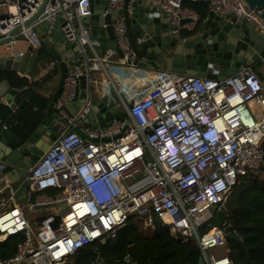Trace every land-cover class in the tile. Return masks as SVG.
I'll list each match as a JSON object with an SVG mask.
<instances>
[{"label":"built area","instance_id":"2783aa9c","mask_svg":"<svg viewBox=\"0 0 264 264\" xmlns=\"http://www.w3.org/2000/svg\"><path fill=\"white\" fill-rule=\"evenodd\" d=\"M102 1L104 15L111 16L114 47L123 56L112 62L115 67L101 56L92 28L82 21L91 16V4ZM147 1L163 12L180 43L188 40L181 34L193 32L200 22L185 2H204L217 16L250 24L264 36V23L241 0ZM42 3L0 0V41L10 39L13 50L22 40L27 54H36L60 19L64 41L79 45L86 60L75 59L67 69L55 105L65 124L56 126L59 136L39 162L19 180H12L0 163V244L21 239L11 256L3 257L0 249V264H66L85 246L115 240L131 216L145 227L159 222L177 240L194 242L204 264H232L224 232L228 223L210 225L238 179L263 165V80L252 67L221 81L166 70L140 74L126 35L124 0H47L39 12ZM16 27L20 30L10 36ZM101 40L111 48L105 37ZM84 71L90 86L100 91L101 105L112 112L107 126L88 120L92 93L77 113L68 112ZM39 206H62L64 213L39 222L34 218L33 230L28 214ZM210 250L223 254L208 255ZM92 254L90 264L106 262L96 248ZM116 262L138 264L128 254Z\"/></svg>","mask_w":264,"mask_h":264},{"label":"water","instance_id":"95a60500","mask_svg":"<svg viewBox=\"0 0 264 264\" xmlns=\"http://www.w3.org/2000/svg\"><path fill=\"white\" fill-rule=\"evenodd\" d=\"M46 1L43 0L39 12ZM241 1L264 23V0ZM105 7L106 2L103 1L92 3L91 16L83 18L82 21L95 32L99 30L100 41L105 37L108 43H111L110 49H114L115 34L111 25V16L104 15ZM122 15L130 49L135 57L133 65L137 71L166 70L178 75L221 81L236 74L243 67L253 68L264 58V36L250 24L232 22L230 16L220 17L210 11L207 19L200 23L194 34L187 41L180 43L171 36L169 23L163 12L153 7L147 0H124ZM37 16L38 14L26 25H29ZM19 30L20 27L14 28L10 36ZM9 42L10 39L0 41V72L17 71L22 58L16 52H12L13 50L9 47L4 49ZM42 45L49 49L60 69L59 81L46 108V116L27 138L12 134L5 128L0 130V163L5 164V172L14 176L16 180L29 173L59 136L57 129L53 131V134L50 130L53 123L58 126L65 124L57 114L55 105L62 91L67 69L75 59L82 64L86 60L85 55L81 53L82 48L76 43L68 44L64 41L51 45L43 41ZM115 50L117 56L122 58L121 51L118 48ZM73 53L76 58H69L68 55ZM86 73L84 71V75L79 79L78 92L74 101L66 106L71 114L77 113L92 93ZM15 95L16 90L11 88L7 81H0V107L6 105L14 110ZM111 113L93 99L88 120L96 126L105 118L111 117ZM117 119L122 120V117L119 116ZM17 198L22 204L21 193L17 195ZM46 208L51 206H39L36 210ZM214 221L219 226L227 222L224 210H219L215 214ZM126 229L127 225H124L117 230L115 241L125 244L127 254L138 264H150L147 256L140 253L133 242L126 237ZM224 232L226 237L234 236L230 225L224 228ZM104 264L125 263L114 261ZM197 264H204L201 256Z\"/></svg>","mask_w":264,"mask_h":264},{"label":"trees","instance_id":"16d2710c","mask_svg":"<svg viewBox=\"0 0 264 264\" xmlns=\"http://www.w3.org/2000/svg\"><path fill=\"white\" fill-rule=\"evenodd\" d=\"M184 7L195 11L200 23L209 15V7L204 2H185ZM193 32H183L182 37H190ZM48 49L42 45L36 54H25L29 58L47 56ZM0 81H7L17 91L16 116L18 123L12 127L13 134L29 137L45 118L49 101L32 92L35 82L21 77L17 71L0 72ZM29 96L27 99H25ZM264 152V141L262 142ZM55 191L48 192L54 195ZM226 220L238 237H227V257L232 264H264V160L261 168L254 174L238 179L224 204ZM44 217H40L38 222ZM212 223V222H211ZM216 226V222L213 221ZM126 237L133 242L140 253L147 256L150 264H197L200 251L192 242H181L155 222L150 234L137 216L126 222ZM21 239L12 238L0 244L3 257L13 255L14 247ZM96 248L106 262H114L127 255V246L115 240L103 245L85 246L72 254L66 264H90L92 249Z\"/></svg>","mask_w":264,"mask_h":264},{"label":"crops","instance_id":"0c3cea01","mask_svg":"<svg viewBox=\"0 0 264 264\" xmlns=\"http://www.w3.org/2000/svg\"><path fill=\"white\" fill-rule=\"evenodd\" d=\"M210 11V10H209ZM101 32L99 30H96V32L91 29V36L96 37L97 41V47L98 51L101 54V56L109 59L108 61L111 63L110 65L115 67V63L117 61V55L112 54L113 50L107 49L105 42L103 40L100 41L101 38ZM95 34V35H94ZM100 36V37H99ZM48 43L51 45H54L56 43H63L64 42V37L61 31V20L59 19L58 23L56 24V28L51 34V37L48 38L47 40ZM4 49H8V45L4 47ZM27 43L19 40L15 44L13 51L16 53H21L23 52L24 54H27ZM48 49V48H47ZM76 55L73 53L72 55H68L69 58L74 59ZM76 58V57H75ZM77 60V59H76ZM74 61V60H73ZM114 64V65H113ZM125 69V68H124ZM131 70V69H130ZM253 70L258 74V76L264 80V66L260 63L257 64L253 67ZM132 71V70H131ZM137 72V70H135ZM140 74L145 73V72H150L154 71L153 69H147V70H138ZM18 74L30 80L31 82H35L34 88L32 89V92L37 94L38 96L50 100L52 97L54 91L56 90V86L59 81V75H60V69L58 66V63L55 61L54 57L50 53L48 49V54L47 56H36L33 58H29L28 56H23L21 58V61L19 63L18 69H17ZM129 71H126V74H129ZM126 75L124 77L127 78ZM95 78L98 80H102L101 75L95 74ZM11 87V86H10ZM12 88V87H11ZM91 92L93 95V98L98 101L99 104H101V94L100 91L98 90L97 87L92 86L91 87ZM17 95V91H16ZM16 95L14 97V104L16 105L14 110H11L8 106L4 105L0 107V130L5 128L6 130L10 131L12 134V127L16 126V123H18V119L16 116V111H17V104H16ZM29 96H27L25 99H27ZM99 124V123H98ZM57 124L53 123L51 134H53V131H56L57 129ZM98 126V125H96ZM50 134V136H51ZM11 179L15 180L14 176L11 175ZM4 198H0V207L1 204L3 203ZM38 218V217H37ZM32 221V224H35L37 222L36 219L32 218L30 219Z\"/></svg>","mask_w":264,"mask_h":264},{"label":"rangeland","instance_id":"374dc122","mask_svg":"<svg viewBox=\"0 0 264 264\" xmlns=\"http://www.w3.org/2000/svg\"><path fill=\"white\" fill-rule=\"evenodd\" d=\"M86 49H88L86 47ZM110 110V108H108ZM111 123V117H107L105 118L104 120H102L101 122H99L98 126L102 127V126H107ZM0 198H3V196H0ZM64 208L62 206H55V207H51V208H46V209H42V210H37L35 212H32V213H29L28 214V217L30 219L32 218H40V217H46L48 215H56V214H62L64 213ZM212 210H215V209H212ZM225 212V211H224ZM58 217V216H57ZM214 225V223L212 222L210 227H212ZM145 227V226H144ZM148 229H146V233L150 234L151 231L153 230V228H150V227H146ZM32 229L34 230L35 229V226L34 224L32 225ZM223 254V251L222 250H210L208 251V255H222Z\"/></svg>","mask_w":264,"mask_h":264}]
</instances>
